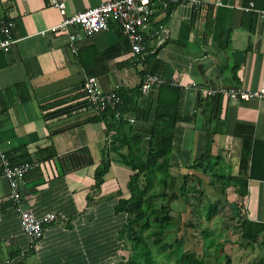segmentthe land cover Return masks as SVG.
<instances>
[{"label": "crops", "instance_id": "obj_1", "mask_svg": "<svg viewBox=\"0 0 264 264\" xmlns=\"http://www.w3.org/2000/svg\"><path fill=\"white\" fill-rule=\"evenodd\" d=\"M64 1L69 15L104 0ZM256 2L261 6L254 0L157 5L143 31L145 51L136 55L114 21L81 37L73 53L64 31L40 33L61 20L49 0H0V19H12L14 39L7 51L0 50V147L13 161L32 157L38 162L22 185L24 206L37 215L57 214L46 225L40 248L21 256L27 242L8 182L0 175V261L18 251L14 264H128L126 239L118 233L126 215L114 210L118 199L129 196L128 167L108 148V171L94 187V170L109 140L104 118L85 108L82 82L95 76L105 91L119 84L128 102L124 116L133 119L129 123L146 145L153 125L169 122L155 117L158 85L146 94L137 90L144 74L154 73L181 90L171 174L180 182L185 166L210 148L238 180L226 192L228 202L218 205L219 213L228 209L224 218H233L219 227L222 248L231 264H264V180L246 177L252 142L264 141V99L206 95L200 88L264 87V17L256 11L264 9V0ZM161 27L167 36L158 44L151 33ZM168 92L161 95L167 101L172 99ZM208 117L209 130L215 125L223 130L208 134ZM49 146L54 156L41 159ZM210 192V198L219 195ZM242 217L262 223L255 238L243 236Z\"/></svg>", "mask_w": 264, "mask_h": 264}, {"label": "trees", "instance_id": "obj_2", "mask_svg": "<svg viewBox=\"0 0 264 264\" xmlns=\"http://www.w3.org/2000/svg\"><path fill=\"white\" fill-rule=\"evenodd\" d=\"M254 3L257 4L256 0ZM257 5L261 6V4ZM158 88L159 97L155 117L169 122L162 125L154 124L146 145H144L143 137L133 131L128 119L124 116L128 102L122 88L118 90L123 100V103L117 108L120 117L115 116L116 109L113 108H107L98 114L105 120L109 141L106 143L104 157L94 170V187L100 186L105 173L108 171L110 165L108 148H112L120 156L122 163L128 167L126 186L129 196L118 199L114 206L116 212H122L126 215L118 233L121 239H126L124 250L127 252L126 262L128 264H164L161 259L168 260L171 258L174 259V264H231L229 254L222 248V243H219L216 234L213 235L215 230L220 233L217 228L212 229L208 225H203L200 231L203 251L213 257L212 262L205 260L202 255H198L194 251L186 250L178 237H174L173 241H167V235L176 228H180L182 213V210H173L167 204L169 193L174 199L181 200L185 206L193 207L191 210L197 214L199 219L203 217L210 221L219 213L218 205L227 201L225 195L228 188L236 186L238 180L237 177L225 172V169L219 164L218 156L212 155L209 148L185 166L187 173L183 175L181 185L177 187L178 178L171 174L170 168L172 166L175 133L174 123L177 117L181 90L166 83L158 85ZM137 90L139 92L138 87ZM167 91L172 97L168 101L161 97ZM205 100L203 99V101ZM202 112H205L203 107ZM210 119L208 117L204 125L208 134L213 135L223 130V126L217 125L209 130ZM42 151L48 152L40 157L41 159L54 156L52 146ZM32 160V157L14 161L9 158L12 165ZM247 166L246 177L264 180L263 140H253ZM205 176L207 182L216 188L219 193L218 196L204 197V191L200 185L206 182ZM211 176L213 179L209 178ZM189 195L196 199L195 203H191ZM236 212L240 213L238 210ZM230 220L231 218L228 221ZM189 224L193 226L192 223ZM238 224L242 228L243 236L250 239L255 238L263 227L262 223L253 222L247 218L239 220ZM17 252L10 257H15Z\"/></svg>", "mask_w": 264, "mask_h": 264}, {"label": "built area", "instance_id": "obj_3", "mask_svg": "<svg viewBox=\"0 0 264 264\" xmlns=\"http://www.w3.org/2000/svg\"><path fill=\"white\" fill-rule=\"evenodd\" d=\"M197 3L198 0H104L99 4L86 7L67 15L65 12L66 3L64 0H49V4L60 12L61 20L41 30L46 31H64L68 46L71 52H76L77 42L81 37H89L93 34L106 30L109 22L114 21L118 24L122 34L128 39L131 50L136 55H143L145 51L144 28L149 24L151 18L157 12V5H162L164 9L169 3ZM218 3H221L218 1ZM252 5V3H251ZM264 17V9H256ZM13 21L11 18L0 19V50L7 51L14 42L11 34ZM152 36L158 39V44L163 43L167 36V30L163 27L154 29ZM165 83L164 79L154 73H146L141 78L138 89L140 94H146L153 85ZM206 95H224L231 98L264 99V87L258 89H243L241 87H222L205 86L200 87ZM82 89L86 96L85 108L98 115L107 108L116 109L115 116L120 117L118 107L123 100L118 93L120 85L116 84L112 90H103L95 76L86 77L82 82ZM132 122V118H127ZM108 140V137L105 138ZM38 165L37 161H26L12 165L8 156L0 147V175L4 177L9 186V196L12 199L13 207L17 213L20 231L25 237L27 248L20 251V255H25L28 248L37 251L41 245V239L44 236V230L47 224L57 219V214L48 211L37 215L32 208L23 204L22 185L26 175ZM15 257H6L0 261V264H14Z\"/></svg>", "mask_w": 264, "mask_h": 264}, {"label": "rangeland", "instance_id": "obj_4", "mask_svg": "<svg viewBox=\"0 0 264 264\" xmlns=\"http://www.w3.org/2000/svg\"><path fill=\"white\" fill-rule=\"evenodd\" d=\"M193 160H194V158L191 160V162ZM180 185H181V181L177 182V187H179ZM201 186H203L202 189H204V187L206 186V188L204 189L205 190V194L206 193L207 194L208 193L211 194L210 191L213 192V190L217 191L216 188L214 186L210 185L208 182H203L200 185V187ZM206 190H207V192H206ZM206 195H204V197H206ZM168 196H169V198H167V204L171 208H173V210L174 209H178V208L182 209L183 206H184V209L182 210V213H181V221H180V224H179L180 228H176V230H173V232H170L167 235V237H166L167 241H173L174 237H178V238L181 239V241H182V243H183V245H184L186 250L194 251L198 255H202V257H204V259L207 260V261H210V260L213 261V257L210 256L209 254H205L204 251H203L202 238H201V234H200L201 233L200 232L201 231V227L203 225H208L212 229H216V228L219 229L220 225H222L223 222L226 221V223H227V221L230 219V218L227 217L228 215L225 218L223 217L224 214H228V209H227V211H224V212H222L220 210V213H222V214L218 213L210 221H207L203 217L199 219L197 217V214H195L193 212V210H191V209H193V207L188 206V205L185 206L181 200L174 199L173 196L171 195V193H169ZM189 196L191 198L190 199L191 203L192 202L195 203L196 199L192 198L191 195H189ZM202 206H203V204H202ZM220 207H222V206H220ZM176 211H178V210H176ZM243 218L244 217H242L241 220ZM231 220H232V218H231ZM233 222H235V221H233ZM189 223H192L193 226H191ZM215 234H216L217 238H219L221 240L224 239L223 236H219L221 234V232L219 233V232H217V230H215L213 232V235H215ZM219 239H218V241L220 243L221 241ZM161 260H162V262L164 264H174V259L173 258L168 259V260H165V259H161Z\"/></svg>", "mask_w": 264, "mask_h": 264}]
</instances>
